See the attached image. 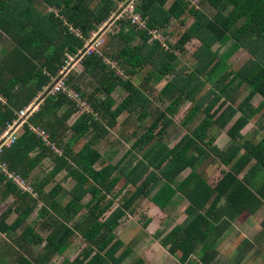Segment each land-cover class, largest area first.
I'll return each mask as SVG.
<instances>
[{"label": "trees", "instance_id": "16d2710c", "mask_svg": "<svg viewBox=\"0 0 264 264\" xmlns=\"http://www.w3.org/2000/svg\"><path fill=\"white\" fill-rule=\"evenodd\" d=\"M117 1L125 0H0V35L10 44L0 56V134L6 124L16 118V112L33 101L57 75L66 54L81 49L91 33L109 19L116 10ZM167 1L135 0L134 7L147 27L157 30L164 28L172 18L194 13L196 18L175 43L164 47L158 39L150 40L146 29H137L127 20H118L117 38L123 41L118 51L110 55L102 52V56L90 54L81 60L84 71L95 78L97 85L91 93L80 91L75 84L74 88L80 91L91 111L78 116L76 121L79 124L75 122L67 127L68 120L77 110L75 102L62 93L45 95L38 108L27 116L16 140L2 147L0 161L21 175L36 195L22 191L0 171V182L7 192L13 194L14 209L18 213L11 224L0 223V232L17 228L40 200L43 215L40 227L47 231L43 237L31 225L23 228L14 240L23 250L18 251L15 264H42L44 257L62 253L73 234H79L86 246L73 260L64 259L60 264H120L126 250L115 256L123 242L116 238L114 230L132 205L148 196L158 181L162 182L150 197L155 205L164 209L179 191L189 201L185 211L196 212L186 225H175L161 239L162 245L167 246L168 252L180 263L187 262L189 256L198 250L200 255L195 264H211L213 256L209 255L210 245L205 240L214 227L208 220L212 208L223 196L230 204L238 203L235 208L242 212L251 200L256 199L250 188V179L264 169V136L253 143L242 138L240 130L252 113L263 110L260 116L264 118V0H202L216 11L209 14L199 12V15L189 0H171L166 5ZM47 6L56 12L53 9L40 10ZM136 35L140 41L129 45ZM192 38L200 42L193 52L196 67L188 73L183 74L180 69L169 76L177 53ZM229 40L232 45L250 50L252 46H258L259 55L251 52L254 59L242 70L231 71L232 77L227 79L226 58L218 56L211 44H225ZM103 56L114 60L129 77L122 78L110 69L103 62ZM145 65L151 68L139 84L148 83L153 77L155 83L163 82L159 92L167 100L164 109H155L153 113L149 110L152 101L144 88L130 78ZM235 80L237 83L233 85ZM206 83L210 87L199 94ZM242 85L249 90L236 104L237 90ZM116 86L123 87L127 93L111 107V93ZM98 91L104 96H95ZM255 94L261 95L262 99L253 108L250 99ZM182 100L191 103L183 121L191 120L200 110L204 116L189 134L183 135L169 148L163 142V135L171 122L167 114H172ZM63 105L66 108L60 112ZM136 109L140 111L139 119L148 115L152 117L129 148V151H143L141 157L129 169L125 164L120 166L119 162H102L101 154L95 148V139L107 132V128L114 127L122 112L130 114ZM238 111L241 114L227 130L231 139L227 148L219 150L211 146L209 129L212 126L223 128ZM30 125L45 131L50 142L60 147L61 153H55L31 131ZM67 129L71 134L63 140ZM87 133L90 137L78 147L80 139ZM204 146L223 164L229 165L214 186L208 185L193 168ZM45 158H50L53 165L39 179L33 173ZM253 158L255 162L239 178L238 174ZM98 162L101 165L96 168ZM188 167H191L190 172L177 180ZM61 171L66 172L65 179L57 182L54 178ZM121 178L124 182L116 189ZM69 179L73 184L66 189ZM86 194H90V198L82 203ZM66 195L67 200L62 202L61 198ZM19 208L23 211L20 212ZM42 241L45 243L41 252L45 256L31 257L28 245ZM128 264H142V260Z\"/></svg>", "mask_w": 264, "mask_h": 264}, {"label": "crops", "instance_id": "0c3cea01", "mask_svg": "<svg viewBox=\"0 0 264 264\" xmlns=\"http://www.w3.org/2000/svg\"><path fill=\"white\" fill-rule=\"evenodd\" d=\"M5 44H7V41L5 40L3 35H0V49L5 47ZM199 44L194 48V50L199 46ZM237 49H239L238 52L243 51V54H247V56L251 52H253L254 54L259 53L258 46H252L251 47L252 51H251L250 48H245L242 46H235L232 44H230L226 50L223 48L224 51H220L219 54L217 50H214V49L212 50L216 51L217 55L225 60L229 52L230 53H232L233 51L237 52L236 51ZM2 50H6V49H2ZM184 50L185 48L182 51L184 52ZM194 50L191 53V57L193 60L196 59L193 56ZM254 54L251 53V58H249L246 62L240 65L239 68H237L236 70L237 71L240 69L242 70L243 67L248 65V63H250L254 59L252 58ZM227 61L228 59L225 60L226 66H227L226 71L229 73V76L227 79H230L232 77V73L230 72L231 71L236 72V70H233V68L231 67L232 64ZM185 64L187 63L185 62ZM185 64L183 65L182 69L188 70ZM239 94L240 93H237L238 96ZM136 111H133V112H136ZM139 112L140 111H138V114ZM257 112H259L258 119L256 118V120L254 121H257V123L259 124L257 126L258 128L256 127L257 128L256 129L255 127H253L250 132L246 131L249 127H247V129H244V128L247 126V124L251 123V120H248L245 126L240 130V134L242 135V138L248 139L253 143L259 142L264 136V125H263L264 121L262 123L259 122L262 120V116L260 115L263 112V110H260ZM199 113L201 114V117L203 118L204 114L202 110H200L197 113V115ZM130 114L128 113V115ZM138 114L136 115V118L140 120L137 117ZM240 114H241L240 111L236 112V114L232 117V119L223 128H217L216 126H212L209 129L208 137L211 138V141H212L211 146H215L219 150H224L227 148V146L229 145L231 141L227 133V130ZM194 117H192V119ZM192 119L188 120L187 122L183 121L182 125L188 124L189 122L192 121ZM170 124H172V121L169 123V125ZM227 125L228 127L225 130V127ZM193 129L194 127L191 130ZM261 129H262V132H261ZM191 130L186 131L188 132L187 134H189ZM105 133H103L102 136H99L97 139H95L94 144H96V141L100 137H104L106 135ZM132 133L136 134L134 132ZM251 133H254V134L251 135ZM164 135L166 134L164 133ZM164 135H163V142L169 148H172L177 143V141L178 142L180 141L181 137L183 136V134H181L180 137L176 139L175 141L173 140L171 143H167V141H165L164 139ZM138 136L139 135H137V137ZM220 138H222V143H221L222 145H219V142H218V139ZM129 148L130 147L125 149L124 152L121 155H119L117 157V160L115 161L111 160L112 155L110 153L107 155H102V153L99 150L101 154V160L104 163L119 162L120 166L122 164H125L127 169H129L132 165L136 163V160L141 157L142 152H143V151H135V150L134 151L131 150L132 151L131 152L129 151ZM110 151L114 153L115 149L111 147ZM200 154L201 156L198 158ZM200 154L197 156V159L195 161L193 168L202 177V179L206 181L208 185L214 186L219 181V179L223 176L224 172L229 169V165L223 164L217 158V156L213 155L212 153H209L205 146L202 152H200ZM254 162L255 160L251 159L250 162L246 165V167L238 174V177L241 178L245 174L247 169ZM98 163H99V166L96 168H99L101 165L100 162ZM190 170H191V167L184 169L179 174L177 180L184 178L190 172ZM184 171L186 173H184ZM57 175L59 176L57 178L55 177L54 180L59 182L60 179H65L66 172L64 175L63 174H57ZM70 181L72 180L69 179V181L65 184L66 189H69L68 185L70 184ZM119 182H121V185H122V183L124 182V178H121ZM161 182L162 181H158L155 184V186L149 193L150 194L149 197H151L154 194V192L158 188L159 184H161ZM4 187H5L4 184L0 182V223L4 225H9L15 221V219L18 216V213L14 209L15 204H13V199H14L13 194L10 192H7ZM131 188L133 189L134 187H131ZM250 188L253 191L254 195L256 196V199L254 201L251 200V204H249L248 208L244 209L242 212H238L237 208H235L236 205L239 206L238 203L234 202L233 204H230L226 202V199L223 196L220 198V200L216 203V205L210 211V215H208V218H209L208 220L209 221L211 220L213 222L214 227H213V231L207 237L205 242L207 245H210L209 255L213 256V260L211 264H264V169L260 170L254 177L250 179ZM116 189L118 188L116 187ZM86 196L88 197L85 202L89 200L90 194H86L84 197ZM149 197H142L138 199L132 205L131 209L128 210L125 213V215L120 219L119 223L126 225V228L124 229L125 231L123 230L122 232H120L119 236H116V233L114 230V234L116 238H119L123 242L122 247L116 252L115 256L118 257L124 250H126L124 253L125 256L121 259L120 264H128L137 259H141L142 264H195L198 261L199 255H200L199 254L200 252L198 253V250H196L189 256L187 262L180 263L177 257L175 255L170 254L167 250L168 248L162 245L161 239H160L164 235H166L175 225H181V226L186 225L187 222L191 220V218L196 213L193 210L185 211L189 203L187 198L184 197V195L181 192L177 191L175 195L171 198V200L167 203L165 208L161 209L160 207L155 205L150 200ZM145 198L149 200L150 208L148 209L149 211H147L149 212L147 213L148 215L147 218L142 223L143 226L145 227L147 226V232H145V236H144L145 238L143 239V237L139 235L140 233H142L140 229L142 228L141 230H143V226L139 223L127 224L128 221L125 222L124 219L127 218L128 216L131 217L132 215L131 213L134 214L136 208H138L137 205L140 203L142 199H145ZM39 203H42V201L40 200L36 204H34L32 206V211L30 213L36 210ZM18 210L22 212L23 208H19ZM150 211H151V214H150ZM28 216L29 214L26 216V218ZM26 218L23 221H21L18 227L12 230L11 232H7V233L0 232V264H15L16 263L15 261L18 258L19 252L23 251L21 248L17 246L14 240L22 232V230L19 233L17 232V230L20 229L19 227L24 228L27 225H31L30 223L28 224L25 223ZM157 220L161 221L162 225H160L159 223L156 225ZM42 221H43V216H42V219L40 220V223ZM148 223L150 224L148 225ZM168 223L170 226H168L167 229L169 230H166L165 233L158 238L159 239L158 242L154 239V237L149 236L157 228L156 226L160 225L161 227L160 229H163V226L165 227L166 225H168ZM116 228H118V225ZM35 231L38 232L43 237L45 236L41 234L39 231H37L36 229ZM44 232H46L47 234V231H44ZM156 233L157 232H154V234ZM76 235L82 238L79 234H73L72 236L74 237ZM147 236H149V238H146ZM150 238H153V240H151ZM70 239L71 237L69 238L67 247L62 253H54L48 257L47 256L44 257L45 254L41 252L42 247L45 243L44 241L38 244H30L28 245L29 250L31 249L30 256L35 257L37 254H39L40 257L43 256L45 260L43 259L42 264H53L54 259L58 261V264H60L64 259H68L71 261L80 253V251H82L85 248L86 242L82 238L84 241L83 248H81L79 252L77 253L75 252L74 255L70 256L69 251H70L71 242H72V239L71 240ZM72 251H76L74 247H72Z\"/></svg>", "mask_w": 264, "mask_h": 264}, {"label": "rangeland", "instance_id": "374dc122", "mask_svg": "<svg viewBox=\"0 0 264 264\" xmlns=\"http://www.w3.org/2000/svg\"><path fill=\"white\" fill-rule=\"evenodd\" d=\"M170 1L171 0H168L166 5H168L170 3ZM189 1H190V4L193 5L195 10L197 11V15H199V12L209 14V12L211 13V12L216 11L215 8H212L210 5H208V3L203 2L202 0H189ZM51 9H53V8L50 6L40 8V10H43V11H45V10L50 11ZM53 11L56 12V9H53ZM117 11H119L118 8L109 17L108 20H106L102 25L97 27V30H95L91 33L90 37L88 39H86V41H85L86 45L89 46V45L93 44V42L96 40V41H100L98 49L100 50L101 53L106 52V53H108V55H110L111 53H116V51H118V49L121 47L123 41L120 38H117L118 37L117 33H118V29H119V24H118V20H117L119 13H116ZM195 18H196V16L194 15V13L191 16H183L179 19L172 18L165 25L164 28L157 30L158 32H153L154 34L151 37L152 38L159 37L158 39L161 40L162 43L164 44V46L167 47V46L176 42V40L179 38L181 33L189 26V24ZM130 26H132V25H130ZM124 28L126 30L128 28V26L126 25V27H124ZM146 28H147V25H146ZM141 30H143V29H141ZM139 41H140V37L138 35H136L132 38V40L128 44L129 45H135ZM231 43H232L231 40L227 41L225 44H219L218 42H214L211 44V49L217 50L218 54H219L220 51H224L223 48L226 50ZM198 44H199V40L197 38H192L189 42H187L185 44L184 52L180 51L177 53L178 54L177 59L174 62L173 69L168 74L169 76L177 73L180 69H182L185 62L187 63L185 65L187 66L188 70L182 69L183 74L188 73V71L190 69H193L196 67L197 61H196V59L195 60L192 59L191 53ZM9 47H10V44L7 43V44H5V47H3L2 49H8ZM2 49H0V56L5 51ZM239 49H240V47H239ZM239 49L236 50L237 52H235V51H233L232 53L229 52L228 56L229 55L230 56L226 57V59H228L227 62H230L232 64L231 67L233 68V70H236L237 68H239L240 65H242L249 58H251V53H249L247 56V54H243V51L238 52ZM252 58H254V56H252ZM111 61H112V59L109 58V56L104 57L103 62L106 63L110 69L117 71L119 73V75H122V72H123L122 78L129 77V75L126 74L122 70V68H119L116 65L112 66L110 63ZM150 68H151L150 65H145L142 69H139L137 71V74L135 76H132L130 78L133 80L134 83H136V84H138L144 88L145 93L149 96V98L152 101L150 106H149V110L151 111V113H153L155 111V109H164L166 104H167V100H165L159 92V89L163 85V82L155 83V80H154L155 78L153 77V78H150L151 80H149L148 83L143 82L144 84L143 83L139 84V81H141V79H143V77L145 76L147 71L150 70ZM66 72H67V74H66ZM66 75L68 77L67 82H68L69 86L74 88V84L75 85L77 84V86L79 87V90L84 91L85 93H91L94 89V86L97 85V81L95 80V78L90 76L87 71H84V68H83L82 64H80V63H72L70 61L65 72L63 74H61L59 72V75L58 76L56 75L57 77H54V79H59V78H61V76L66 77ZM169 76H166V77H169ZM235 83H237V80L234 81L233 85ZM244 86L245 85L240 86L239 89L237 90V93H240V94H239L238 98L236 99V104H238V102H240L243 99V97L248 93V90H249L248 87H244ZM209 87H210L209 83L204 84V86L202 87L199 94L204 93ZM80 91H78V92L80 93ZM126 93H127V91L123 87L116 86L115 89L113 90V92L111 93V97L113 99L111 107H114L117 103H119L123 99V97L126 95ZM95 96L103 97L104 93H102V91H100V92L98 91V92H95ZM261 99H262L261 95L255 94L250 99V105L254 108L255 106L258 105V103L261 101ZM84 100H85V98L81 102L79 101V103L76 104L77 110L74 112V114L68 120L67 127L72 126L73 123H75V122L76 123L78 122V124H79V121H76L78 116L81 115L82 113H87V112L91 111V107L89 106V104L87 102L85 103ZM190 104L191 103L189 100H182V102H180L179 106L176 108V110L172 114L171 113L167 114L168 117L169 116L171 117V121H172V124H170L166 128V132H165L166 135H164V139H165V141H167V143H171L173 140L175 141L176 139H178L180 137L181 134H183V135L187 134L188 132H186V131H190L193 127H195L198 124V122L200 121V119L202 118L201 114L199 113L197 116H195L192 119L191 122H189L186 125H182L184 115H185L186 111L188 110ZM236 104H234V105H236ZM65 108H66V105H63L60 112L63 111ZM136 110H138V109H136ZM258 113L259 112H254L250 115L249 120H251L252 125H251V123L247 124V126L244 129H247V127H249V128L246 131L250 132L253 127L256 128L259 125L257 123V121H254V120H256V118L258 119ZM137 114H138V111L132 112L130 115H128L127 111L122 112L118 116V118L116 119L117 123L115 124V126L107 128V133H105L106 135L104 137H100L96 141L95 148L100 150L102 155H107L110 153L112 155V157H111L112 161L117 160V157L119 155H121L125 149L130 147L131 143L134 141V139L137 137V135H139L143 131L144 126L149 125V123L151 122L152 117L150 115L145 116L142 119L138 120L136 118ZM263 121H264V118H262V120L259 122L262 123ZM103 122L105 123V121H103ZM123 123H124V125H123ZM139 123H140V125H139ZM228 125H230V124H228ZM228 125L225 127V130L228 127ZM134 130L136 131L135 132L136 134L132 133ZM261 132H262V129H261ZM70 134H71V130H68L66 132L63 140H66V138ZM253 134L254 133H251V135H253ZM89 137H90V133H87L82 139H80L78 147L81 146ZM218 142H219V145H222L221 144L222 138L218 139ZM56 146L58 147V149H60V147L58 145H56ZM111 147H113L115 149V152H114L115 154L110 151ZM206 149L208 150L209 153H212L208 147H206ZM132 151H134V150H132ZM201 154L198 156V158L201 156ZM52 165H53V163H52L51 159L45 158L38 165V167H36L33 175H36L40 179L42 176L47 174V172L51 169ZM98 166H99V163H97L95 165V167H98ZM184 173H186V172L184 171ZM59 174L64 175L65 171H61ZM58 176L59 175H56L55 177L57 178ZM72 183L73 182L70 181V184L68 185L69 188L72 185ZM120 185H121V182H119L116 187L119 188ZM149 195L146 197H149ZM67 197H68L67 195H66V197H62L61 198L62 202H65L67 200ZM87 197L88 196H86V197L83 196L82 203H84L86 201ZM149 203L150 202L147 198L142 199L140 201V203L137 205L138 208H136L134 214L131 213L132 214L131 217L128 216L127 218L124 219L125 222L128 221L127 224L139 223L143 226L142 223L147 218V216H148L147 213H149V212H147V211H149L148 209L150 208ZM41 206H42V203H39L36 210L32 213H29V216L26 218L25 223L26 224L30 223L34 229L39 231L41 234L46 235V232H44V230H42L40 227V220L42 219V216H43ZM150 214H151V211H150ZM150 219H151V217H150ZM158 223L160 225H162L161 224L162 222L157 220L156 225ZM119 224H118V228L115 229L116 236H119L120 232H122L126 228L125 224H122V223L120 225ZM149 224L150 223H148V225ZM160 225L156 226L157 228L154 230V232H157L156 234H154V232H153L152 234L149 235L150 237H154V239L157 242L159 241L158 238L160 236H162L166 230H169V229H167V227L170 226L168 223V225H166L165 227L163 226V229H160L161 228ZM19 228L20 229L17 230L18 233L21 230H23V228H21V227H19ZM141 229H140V231H142V233H140L139 235H141L144 239L145 238L144 237L145 232H147V226L146 227L143 226V230H141ZM149 236H147L146 238H149ZM162 238H160V239H162ZM71 239H72V242H71V248L69 251L70 256L74 255L75 252L76 253L79 252L80 249L83 248V246H84L83 239L80 238L78 235H76L74 237L71 236ZM150 239L153 240V238H150ZM72 247H74L76 251H72ZM165 247H167V246H165ZM134 259H136V258H134ZM53 264H58V261L54 259Z\"/></svg>", "mask_w": 264, "mask_h": 264}, {"label": "built area", "instance_id": "2783aa9c", "mask_svg": "<svg viewBox=\"0 0 264 264\" xmlns=\"http://www.w3.org/2000/svg\"><path fill=\"white\" fill-rule=\"evenodd\" d=\"M134 6H135V0L117 1L116 10L117 8L119 10L116 12V13H119L117 20H121V19L127 20L130 25H132L133 27H136L137 29H146L148 34L150 35L151 40L158 39L159 37H154V38L151 37L154 34L153 32H158L157 29L148 28V27L146 28L145 20L141 17L139 12L135 10ZM159 41L162 43L161 40ZM99 44H100V41H96V40L93 42V44L89 46L84 43L83 47L81 49H78L74 54H66V58L64 59V64L58 70L57 76L59 75V72L61 74L65 72L70 61L72 63L81 64V60L86 55L97 54L98 56H102V53L98 49ZM104 57L105 56H103V61H104ZM110 63L112 66L116 65L119 67V65L114 60H112ZM115 72L119 75L117 71ZM122 75H123V72H122ZM122 75L120 76L122 77ZM67 81H68L67 75L66 77L61 76V78L59 79H54L53 77L50 83L46 85L43 88V90L37 94V96L34 98L33 101H31L29 104H27L22 109L16 112V118H14L11 122L7 123L6 126L2 129V132L0 134V151L2 147H7L16 140L17 136L22 131V125L25 122L26 116L38 108V105L41 102L42 97H44L45 95H56L58 93H62L68 99L75 102V105L78 104L79 101L81 102L83 100L80 93L76 89L69 86ZM30 129L31 131L36 133L38 136H40L41 139L45 141L46 144L49 145L50 148L55 153L57 154L61 153V150L58 149L54 143L50 142V140L48 139V134L45 131H43L42 129L38 127H33L31 125H30ZM0 171L5 175L7 179H9L13 184H15L22 191H27L31 193L33 196L36 195L32 186L29 183H27L21 175L14 172L13 170H10L7 167L6 163L3 161H0Z\"/></svg>", "mask_w": 264, "mask_h": 264}, {"label": "clouds", "instance_id": "9594fccd", "mask_svg": "<svg viewBox=\"0 0 264 264\" xmlns=\"http://www.w3.org/2000/svg\"><path fill=\"white\" fill-rule=\"evenodd\" d=\"M34 111H35V110H34ZM31 113H32V112H31ZM31 113H30V114H31ZM57 148H58V147H57Z\"/></svg>", "mask_w": 264, "mask_h": 264}]
</instances>
